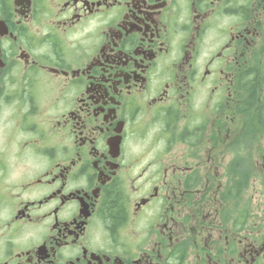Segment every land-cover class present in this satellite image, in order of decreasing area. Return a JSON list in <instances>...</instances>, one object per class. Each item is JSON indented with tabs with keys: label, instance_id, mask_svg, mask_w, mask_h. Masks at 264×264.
I'll list each match as a JSON object with an SVG mask.
<instances>
[{
	"label": "flooded vegetation",
	"instance_id": "af4514ba",
	"mask_svg": "<svg viewBox=\"0 0 264 264\" xmlns=\"http://www.w3.org/2000/svg\"><path fill=\"white\" fill-rule=\"evenodd\" d=\"M257 148L264 0H0V264H264Z\"/></svg>",
	"mask_w": 264,
	"mask_h": 264
},
{
	"label": "rangeland",
	"instance_id": "374dc122",
	"mask_svg": "<svg viewBox=\"0 0 264 264\" xmlns=\"http://www.w3.org/2000/svg\"><path fill=\"white\" fill-rule=\"evenodd\" d=\"M259 148L256 149V157H261L262 158V154L264 153V149H261V151H259ZM259 153H261V154H259Z\"/></svg>",
	"mask_w": 264,
	"mask_h": 264
}]
</instances>
